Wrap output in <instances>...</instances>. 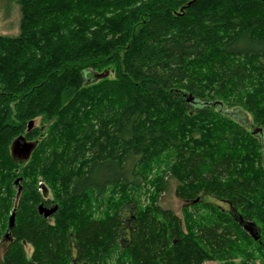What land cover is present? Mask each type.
<instances>
[{
    "label": "trees",
    "instance_id": "trees-1",
    "mask_svg": "<svg viewBox=\"0 0 264 264\" xmlns=\"http://www.w3.org/2000/svg\"><path fill=\"white\" fill-rule=\"evenodd\" d=\"M14 2L19 34L0 36V264H264V136L231 113L264 133V1ZM168 179L181 216L157 204Z\"/></svg>",
    "mask_w": 264,
    "mask_h": 264
},
{
    "label": "rangeland",
    "instance_id": "rangeland-1",
    "mask_svg": "<svg viewBox=\"0 0 264 264\" xmlns=\"http://www.w3.org/2000/svg\"><path fill=\"white\" fill-rule=\"evenodd\" d=\"M19 22H20V11H19V6L17 5V3L14 2V0H0V36L16 37L19 34ZM85 77L86 79L90 80L92 79L93 75L86 74ZM231 113H232V116L236 118V120L240 124L246 126L247 128H251L250 130H253L257 127L255 125H251L252 121L249 115L244 114L243 112H240V111H237V112L232 111ZM40 124L41 122L39 119L34 121V126L40 127ZM45 127L46 126L43 125L40 128L43 131ZM263 134H258V138L262 136V138H259L260 140L263 139V136H264ZM175 186L176 184L174 180L168 179V187L166 191L162 192L159 195L157 199L158 200L157 204H159L161 208L169 209L173 211L176 215L181 216V211L185 203L175 196ZM40 191L43 197L51 198L50 191L46 189L44 184L41 185ZM201 198L204 202H212L224 208L227 207L226 205L220 204L219 202L215 201L213 198L207 197L206 195H202ZM140 199L144 205L147 204L148 202L147 196L145 197L144 195ZM123 216L125 218L129 216V213L127 210L123 213ZM123 237L126 238L127 233L126 235L124 233ZM121 243L125 244L126 243L125 239H121ZM7 244H8V240L6 238L0 242V257L5 251ZM25 249H26L27 256H29L31 253L30 247L26 246ZM203 264H217V263L208 261Z\"/></svg>",
    "mask_w": 264,
    "mask_h": 264
},
{
    "label": "water",
    "instance_id": "water-1",
    "mask_svg": "<svg viewBox=\"0 0 264 264\" xmlns=\"http://www.w3.org/2000/svg\"><path fill=\"white\" fill-rule=\"evenodd\" d=\"M264 1V0H262ZM107 73L105 72V75ZM105 75H93L94 78H102L104 77ZM187 102L188 103H191L192 102V99L189 97L187 99ZM31 126V123H29L28 127ZM262 132V129L260 128H255L253 131H252V134L253 135H258L259 133ZM21 145V146H20ZM31 149H32V146L29 145V144H24V143H19V140H16L14 141V143L12 144V147H11V154L13 157H16L18 159H22V160H26L31 152ZM56 208L53 207V208H50V209H47V208H44L42 205H40L38 207V212L39 214H41L44 218H48L49 216H51L54 212H55ZM13 220V216H11L10 218V222H12Z\"/></svg>",
    "mask_w": 264,
    "mask_h": 264
},
{
    "label": "flooded vegetation",
    "instance_id": "flooded-vegetation-1",
    "mask_svg": "<svg viewBox=\"0 0 264 264\" xmlns=\"http://www.w3.org/2000/svg\"><path fill=\"white\" fill-rule=\"evenodd\" d=\"M259 134H263V131L261 132V133H259ZM264 135V134H263Z\"/></svg>",
    "mask_w": 264,
    "mask_h": 264
}]
</instances>
